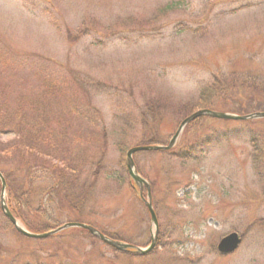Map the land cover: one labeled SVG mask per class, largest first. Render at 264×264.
<instances>
[{"label":"rangeland","instance_id":"rangeland-1","mask_svg":"<svg viewBox=\"0 0 264 264\" xmlns=\"http://www.w3.org/2000/svg\"><path fill=\"white\" fill-rule=\"evenodd\" d=\"M2 105L24 108L29 123L58 136L31 139L16 155L11 141L20 139L0 135V174L13 171L11 190L24 186L22 162L53 170L32 169L19 205L34 233L89 223L133 249L80 227L26 237L0 204V264H264V154L252 159V143L221 137L238 119L197 117L170 153L131 155L158 224L146 254L134 250L154 234L147 190L138 191L125 163L133 147L167 145L198 110L264 112V0H0ZM252 120L262 147L264 118ZM76 163L79 177L69 168ZM62 181L76 189L66 193ZM231 232L241 243L220 255L216 245Z\"/></svg>","mask_w":264,"mask_h":264},{"label":"trees","instance_id":"trees-1","mask_svg":"<svg viewBox=\"0 0 264 264\" xmlns=\"http://www.w3.org/2000/svg\"><path fill=\"white\" fill-rule=\"evenodd\" d=\"M229 77H235V75L232 74ZM220 78L221 77H218V79H220ZM226 78H228V77H226ZM210 90L211 89L208 88V89H205L201 92L200 104H202L203 102L205 103L206 97L208 96V94H210V92H209ZM194 121L195 120L191 121L190 123L191 124L195 123ZM223 121H224V123H229V122H227L228 120H223ZM256 122H258V120H249V119L239 120V121H237L236 125L233 126V128H232V130H230V132H228V131L223 132L221 134V137L224 139L228 138V137H235L238 139L242 138L246 142L252 143V145H253L252 159H255V158L259 159L260 155L264 154L263 153L264 146L261 147V144H262L261 141L259 142V139H257L254 136V132L252 133V125ZM189 125L190 124H187L186 127L188 128ZM11 130L14 133L15 138L17 137L20 139L19 141L16 139L11 141V143L13 144L12 147L15 148V149H13V152H15L16 155H18V154L20 155L22 153L23 148L27 149L28 147H30V145H31L30 142L38 141L41 144H47V142L51 143L52 141H53L52 143H55L54 141H56V139H58L57 138L58 136H53L51 131L46 132V131H44V129H41L40 126H36V125L29 123L27 120V114H26V111L24 110V108L19 107V106L13 107V106L9 105V108L6 109V107L2 105V106H0V135L3 133H10ZM33 138H35V139H33ZM45 139H49V140H45ZM28 141H29V143H27ZM19 142H20V144H17V145H21V146L16 148V143H19ZM56 142H58V141H56ZM3 145L4 144H1V146H3ZM32 146H33V144H32ZM33 147H36V146H33ZM173 148H175V146ZM173 148H171L169 150H164V151H165V153H170V151ZM189 153L190 152L188 151L185 154V156H188ZM69 162H71V161H69ZM253 162L258 163L255 160H253ZM22 164L23 165H19L18 168L16 167V169L19 173H22L25 175L24 186L22 187V185H21L19 187V189L21 188L20 193L15 192L14 190H11L12 188L8 184V181L11 177L10 174H13V171H11V170L8 172L6 171V174L3 171H1V173L4 176L5 183H6L5 200H6L7 206L9 208V210L11 211V213L22 222V224L24 225V227H26V229L28 231L41 232L38 229L35 230L36 226L34 227L33 224H31L32 222L24 214L20 213L19 205H22L23 203H25V201H26L25 198L28 197L29 191L26 192V186L29 185V183H30L29 177H30V174L33 173L32 169L33 170L34 169L35 170H40V169L42 170L43 168L48 167L46 170L45 169L44 170L47 171L49 169L48 173L52 172V175H54V173H53V170L50 169L49 166L41 167V164H38V163H36V164H25L24 162H22ZM24 167H26L27 170ZM72 167H74V168H72ZM69 168H71L70 170L75 172L76 175L78 176L79 169H80L79 163H76L74 166H69ZM34 173H37V172L34 171ZM254 173H255V176H257V178L261 177L262 173H260L259 170H255ZM34 175H36V174H34ZM76 175H75V179H77ZM60 184H61V186L64 187V189L66 190V193L72 192L73 189L75 188L70 182L62 181ZM0 187H1V185H0ZM54 188L55 187H51V191H53ZM260 194H261V196L259 199L262 198V200L264 202V189L263 188H261ZM65 196H66L65 199H69V195L65 194ZM47 197H48L47 201L50 202L52 195L48 194ZM29 222H31V223H29ZM87 224H89V223H87ZM39 229H41V228H39ZM42 231H44V230L42 229Z\"/></svg>","mask_w":264,"mask_h":264},{"label":"water","instance_id":"water-1","mask_svg":"<svg viewBox=\"0 0 264 264\" xmlns=\"http://www.w3.org/2000/svg\"><path fill=\"white\" fill-rule=\"evenodd\" d=\"M200 116H208V117L221 118V119L243 120V119L264 118V112H256V113H251V114H247V115H235V114H228V113L217 112V111H210L208 109L198 110V111L194 112L193 114L189 115L188 117H186L185 119H183V121L179 124L176 132L173 134L172 138L169 140L168 145H166V146H161V145L136 146V147L129 149L126 152V168H127V172L129 174V176L135 182V184L139 186L140 190L142 188V185H145L147 188V201H144V204L148 209V212H149V215L151 218V222L154 226V234L151 237L149 246L147 248H144V249L135 247L134 251H137L140 254L148 253L154 247L155 236L157 234L158 224H157L156 215L154 213V210H153L151 202H150V189H149L148 182L145 179H143L136 172L135 167H134V163L131 159V155L137 151H149V150H161V149L163 150V149L171 148L175 144V142H176L180 132L182 131L183 127L187 123H189L190 121H192V120H194ZM0 181H1V194H0L1 209L4 213V215L10 220V222H12V224L14 225L16 230L18 232H20L21 234H23L24 236L30 237V238H44V237H47L51 234H54L60 230L68 228V227H80V228L86 229L87 231H89V233L98 237L104 243H106V244H108V245H110V246H112L118 250L123 251V250H127V249L131 248L130 245H128L124 242L111 240L108 237L104 236L102 233H100L98 230L93 228L92 226L86 225L83 223H66V224H64V225H62V226H60L54 230H51L50 232H45V233H32V232L25 230L22 226H20L18 224L16 219L10 213L7 205L5 204V198H4L5 181H4L1 174H0ZM240 241H241V239L238 236V234L235 232H232V233H230V234H228V235H226L220 239V241L217 244V250L222 254H229V253L233 252L234 250H236ZM131 249H133V247Z\"/></svg>","mask_w":264,"mask_h":264},{"label":"bare ground","instance_id":"bare-ground-1","mask_svg":"<svg viewBox=\"0 0 264 264\" xmlns=\"http://www.w3.org/2000/svg\"><path fill=\"white\" fill-rule=\"evenodd\" d=\"M0 194H1V187H0ZM4 198H5V196H4Z\"/></svg>","mask_w":264,"mask_h":264}]
</instances>
